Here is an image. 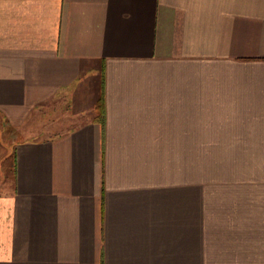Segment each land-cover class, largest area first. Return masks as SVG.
<instances>
[{"label": "crops", "instance_id": "0c3cea01", "mask_svg": "<svg viewBox=\"0 0 264 264\" xmlns=\"http://www.w3.org/2000/svg\"><path fill=\"white\" fill-rule=\"evenodd\" d=\"M0 264H264V0H0Z\"/></svg>", "mask_w": 264, "mask_h": 264}, {"label": "trees", "instance_id": "16d2710c", "mask_svg": "<svg viewBox=\"0 0 264 264\" xmlns=\"http://www.w3.org/2000/svg\"><path fill=\"white\" fill-rule=\"evenodd\" d=\"M95 111H96V120L102 121L103 120V102L102 99L98 100V102L95 105Z\"/></svg>", "mask_w": 264, "mask_h": 264}, {"label": "rangeland", "instance_id": "374dc122", "mask_svg": "<svg viewBox=\"0 0 264 264\" xmlns=\"http://www.w3.org/2000/svg\"><path fill=\"white\" fill-rule=\"evenodd\" d=\"M57 109L58 108H55L54 110H53V112H52V115H51V118H52V121H55V119H57V117H58V112H57ZM62 113V112H61ZM63 124V126L60 128V129H65L69 124L68 123H62ZM59 129V130H60ZM58 130V129H57ZM54 131H56V130H54Z\"/></svg>", "mask_w": 264, "mask_h": 264}]
</instances>
